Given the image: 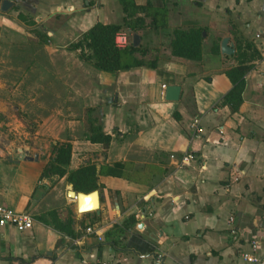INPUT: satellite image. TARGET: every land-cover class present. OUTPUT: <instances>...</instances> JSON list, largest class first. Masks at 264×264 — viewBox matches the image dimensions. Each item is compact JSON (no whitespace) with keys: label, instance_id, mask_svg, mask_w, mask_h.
I'll use <instances>...</instances> for the list:
<instances>
[{"label":"crops","instance_id":"0c3cea01","mask_svg":"<svg viewBox=\"0 0 264 264\" xmlns=\"http://www.w3.org/2000/svg\"><path fill=\"white\" fill-rule=\"evenodd\" d=\"M8 1L0 29L12 25L35 45L43 40L28 48L59 87L55 98L64 104L53 127L81 129V137L65 141L68 170L121 163L126 177L97 174L98 209L81 214L70 185L57 193V205L46 204L54 177L41 178L49 157L38 137L37 149L0 150V206L33 219L24 233L0 227V264H248L240 254L252 241L264 260V0H132L164 10L166 27L151 29L150 15L137 14L145 22L136 33L144 65L116 74L96 71L69 46L96 23L122 24L120 0ZM190 28L203 30L200 62L170 55L172 31ZM224 38L233 55L221 54ZM237 51L251 69L231 114L220 102L231 89L225 71L236 66ZM163 85L181 88L177 102L164 99ZM75 108L79 118L66 120ZM88 116L111 136L106 149L86 141ZM183 156L189 160L178 165ZM93 198L82 199L81 211L94 209Z\"/></svg>","mask_w":264,"mask_h":264},{"label":"trees","instance_id":"16d2710c","mask_svg":"<svg viewBox=\"0 0 264 264\" xmlns=\"http://www.w3.org/2000/svg\"><path fill=\"white\" fill-rule=\"evenodd\" d=\"M123 8L124 19L122 24L103 25L96 23L85 33L81 34L78 40L69 46L72 51H79V58L90 63L99 72L116 74L120 71L130 70L134 67L143 66L144 62L136 55L143 56L145 51L141 47H133L132 43L125 49H118L114 43L117 33L127 32L129 36L136 34L139 30L145 29V22L135 16L144 13L150 15L149 27L151 29H163L166 27V13L164 10L154 9L151 5L145 7L136 6L132 0H120ZM203 30L200 28L174 29L170 42V55L177 59H184L193 62H200L202 58V37ZM218 45L213 53H219ZM236 66L225 71L231 89L222 98L220 105L229 109L230 113H236L242 103V94L245 87V76L251 69L248 58L245 54L237 51L234 56ZM150 67L153 65L150 63ZM85 139L89 143L101 145L107 148L111 142V136L103 131L96 119L88 118L85 124ZM54 156L44 167L41 178L65 177L67 185L72 187L76 193L85 195L96 191V175L111 177H126V165L115 163L103 165L97 169L94 164H85L75 170H68L71 159V145L57 143L54 147ZM52 215V214H50ZM134 224V217L128 220ZM61 229L62 226H60ZM72 236V234H69Z\"/></svg>","mask_w":264,"mask_h":264},{"label":"rangeland","instance_id":"374dc122","mask_svg":"<svg viewBox=\"0 0 264 264\" xmlns=\"http://www.w3.org/2000/svg\"><path fill=\"white\" fill-rule=\"evenodd\" d=\"M37 39L39 42L43 41L39 37ZM38 41L36 43L40 45ZM32 45L35 43L18 33L16 27L11 25L0 29V150H12L11 154L14 155L17 154L15 149L23 151L32 145L33 149H37L39 145L33 144L36 136L41 147L46 146L43 150L47 151L45 157L48 156L50 161L55 147L52 141L66 143L70 134L81 137V129L74 127L69 133L68 130L63 131L61 125L53 127L57 126L55 111L64 103L55 98L59 87L54 81L53 71L46 68L41 55L37 54L33 58L34 53L28 48ZM77 111L75 108V114L65 119L79 118L75 116ZM88 118L91 116L85 117V120ZM46 120L47 124L53 122L50 131L44 125ZM65 184V181H60L57 177L50 180L46 204L57 205V193L64 195ZM41 207L43 206H39Z\"/></svg>","mask_w":264,"mask_h":264},{"label":"built area","instance_id":"2783aa9c","mask_svg":"<svg viewBox=\"0 0 264 264\" xmlns=\"http://www.w3.org/2000/svg\"><path fill=\"white\" fill-rule=\"evenodd\" d=\"M114 43L118 49H125L130 44V36L127 32H119L116 34ZM162 89L165 90V86H162ZM195 132V134H200L201 129L199 125L198 120H194L193 124L191 126ZM172 160L175 159V157L172 155L170 156ZM189 160L187 156H183L181 158V161L178 163L184 164ZM229 222L232 223L233 219L230 218ZM33 225V219L28 213L22 212L17 213L14 212L11 209H8L6 207L0 206V227H11L15 229L19 233H24L32 228ZM88 233H90V230H87ZM230 235L234 241L238 240L237 237V230L234 228L230 229ZM259 243L257 241L250 242V247L248 251H242L240 254L241 259L248 263V264H264V260H262L258 255L259 250ZM157 258H161V256H157Z\"/></svg>","mask_w":264,"mask_h":264},{"label":"water","instance_id":"95a60500","mask_svg":"<svg viewBox=\"0 0 264 264\" xmlns=\"http://www.w3.org/2000/svg\"><path fill=\"white\" fill-rule=\"evenodd\" d=\"M12 5H13V3L8 1V0H0V11L3 13H6L8 10H10ZM203 36H204V34H203ZM228 42H229L228 38H224L221 41L220 52L222 55L230 56V55H233L235 52L233 45L228 44ZM138 43H139L138 35L137 34L132 35L133 47H137ZM180 92H181V88L179 86L170 85V86L166 87V89H165L164 99L166 101H169V102H177L180 98ZM28 159L31 160L30 158H28ZM68 195L70 196V198L75 200L76 210H77V212H80L81 214H83L85 212H89V211H96L98 209L99 200L101 198V196L99 195V193L97 191H93L87 195H85L83 193H75L74 191H69ZM90 197H94L93 198L94 203H92L93 204L92 206H94V209H91L88 211H81L82 199L83 198H90Z\"/></svg>","mask_w":264,"mask_h":264}]
</instances>
